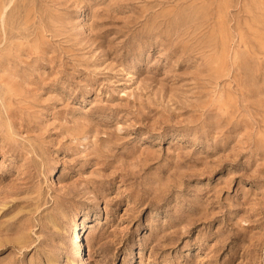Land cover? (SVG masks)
<instances>
[{
  "label": "rangeland",
  "instance_id": "374dc122",
  "mask_svg": "<svg viewBox=\"0 0 264 264\" xmlns=\"http://www.w3.org/2000/svg\"><path fill=\"white\" fill-rule=\"evenodd\" d=\"M0 264H264V0H0Z\"/></svg>",
  "mask_w": 264,
  "mask_h": 264
},
{
  "label": "bare ground",
  "instance_id": "6f19581e",
  "mask_svg": "<svg viewBox=\"0 0 264 264\" xmlns=\"http://www.w3.org/2000/svg\"><path fill=\"white\" fill-rule=\"evenodd\" d=\"M80 247V246H79Z\"/></svg>",
  "mask_w": 264,
  "mask_h": 264
}]
</instances>
